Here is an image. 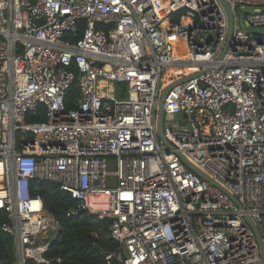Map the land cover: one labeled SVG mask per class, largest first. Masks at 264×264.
Returning a JSON list of instances; mask_svg holds the SVG:
<instances>
[{"label":"built area","instance_id":"obj_1","mask_svg":"<svg viewBox=\"0 0 264 264\" xmlns=\"http://www.w3.org/2000/svg\"><path fill=\"white\" fill-rule=\"evenodd\" d=\"M227 1L235 28L219 58L220 0H0L1 229L14 264L49 262L60 230L34 180L111 220L107 264H264L247 220L264 242V32L242 25L264 27V0ZM196 73L164 101L165 115L182 116L164 120L168 150L161 93ZM41 108L45 119L29 120Z\"/></svg>","mask_w":264,"mask_h":264},{"label":"trees","instance_id":"obj_2","mask_svg":"<svg viewBox=\"0 0 264 264\" xmlns=\"http://www.w3.org/2000/svg\"><path fill=\"white\" fill-rule=\"evenodd\" d=\"M174 20L176 23L179 18ZM83 30L84 22H81L79 33L73 38L79 39ZM118 86L125 88L126 85ZM77 94L78 89L74 86L67 99L68 108H74L73 99ZM44 119V108L39 114L29 117L32 121ZM31 194L45 201L46 209L60 227L53 234L52 244L45 254L49 262L40 264H107L106 253L118 247V242L109 234L110 219H99L87 210L80 209L78 201L55 181L34 180ZM7 218V213L0 210V264H14L16 261L14 237L1 229ZM27 264L39 263L29 259Z\"/></svg>","mask_w":264,"mask_h":264},{"label":"water","instance_id":"obj_3","mask_svg":"<svg viewBox=\"0 0 264 264\" xmlns=\"http://www.w3.org/2000/svg\"><path fill=\"white\" fill-rule=\"evenodd\" d=\"M220 2L222 3L226 13H227V17H228V39H227V44L225 49L223 50V52L221 53L219 58H222L224 56V54L226 53L229 44L232 40L233 37V33H234V28H235V13L233 8L231 7V5L229 4V2L227 0H220ZM200 73H196L193 75H190L188 77H185L179 81H177L176 83L167 86L163 89L162 93H161V101H160V105L157 111V115H158V119H157V129H158V136L159 139L167 146L168 150L173 148V145L165 138L164 135V127H163V123L165 119H168L169 117L172 120H178L180 119L182 116L180 114H173V115H165L164 114V101L169 93V91L172 89V87L174 85H176L179 82H183V81H187L191 78L197 77ZM183 124V123H182ZM180 158L183 160V162L186 164V166L194 171L196 174H198L200 177H202L203 179L209 181L210 183H212L213 185L219 187L220 189H222L225 193H227L239 206L240 203L237 199V197L227 188L225 187L223 184H221L218 180H216L215 178H213L211 175H209L206 171H204L202 168H200L195 162H193L189 157H187L185 154L183 153H178ZM247 220L251 223L257 238L259 240L260 243V247H261V256L264 257V242L262 240V236L261 233L259 231L258 226L256 225V223L250 218L247 217ZM115 264H120L118 262H115Z\"/></svg>","mask_w":264,"mask_h":264},{"label":"rangeland","instance_id":"obj_4","mask_svg":"<svg viewBox=\"0 0 264 264\" xmlns=\"http://www.w3.org/2000/svg\"><path fill=\"white\" fill-rule=\"evenodd\" d=\"M242 25H243L245 30L250 31V32H255V33H263L264 32V27H256V26L247 27L244 22L242 23ZM117 89H118V87H117ZM118 92H119V89H118ZM118 97L122 99L123 95L118 94Z\"/></svg>","mask_w":264,"mask_h":264},{"label":"bare ground","instance_id":"obj_5","mask_svg":"<svg viewBox=\"0 0 264 264\" xmlns=\"http://www.w3.org/2000/svg\"><path fill=\"white\" fill-rule=\"evenodd\" d=\"M186 53L188 54V52H185L184 55H186ZM188 56H189V54H188Z\"/></svg>","mask_w":264,"mask_h":264}]
</instances>
